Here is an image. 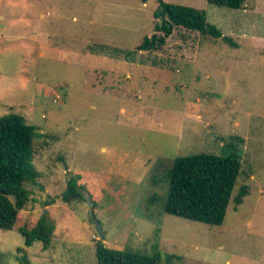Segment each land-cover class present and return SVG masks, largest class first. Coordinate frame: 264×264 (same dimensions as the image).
<instances>
[{
	"label": "rangeland",
	"instance_id": "1",
	"mask_svg": "<svg viewBox=\"0 0 264 264\" xmlns=\"http://www.w3.org/2000/svg\"><path fill=\"white\" fill-rule=\"evenodd\" d=\"M164 1L205 10L237 46L178 27L161 50L135 51L163 21L158 0H0V117L37 127L40 173L16 227L0 229V264H22L21 247L30 264H97L98 240L176 264H264V0ZM236 136L234 194H250L224 223L162 212L175 158L228 152ZM75 173L99 200L104 240L86 200L62 198ZM44 214L51 244L26 246L19 228Z\"/></svg>",
	"mask_w": 264,
	"mask_h": 264
},
{
	"label": "trees",
	"instance_id": "2",
	"mask_svg": "<svg viewBox=\"0 0 264 264\" xmlns=\"http://www.w3.org/2000/svg\"><path fill=\"white\" fill-rule=\"evenodd\" d=\"M208 1L231 8H243L247 0ZM158 2L155 16L163 19L162 25L160 21L157 22L156 32L145 36L135 51L161 50L167 38L178 27L222 38L226 43L237 46L231 36L208 21L205 10L164 0ZM126 55L129 57L130 54ZM38 135L37 127L27 123L18 113L0 117V229L11 230L16 227L20 211L31 198L28 184H38L40 173L34 164V145ZM241 140L239 136L232 138L224 145L228 152L222 154L203 152L176 157L167 169L168 192L161 199V211L213 226L222 225L230 203L233 201L234 209H237L250 194L248 184H242L234 194L243 173L238 144ZM80 180L81 175L78 173L68 180L67 189L62 195L64 201L85 199L83 189L87 188V184ZM89 191L96 208L99 200L93 191ZM54 202L49 200L46 204ZM19 229L25 237L26 246H32L39 240L47 248L51 244L56 225L44 214L33 228L22 226ZM19 250L24 253L22 264H30L25 248ZM96 258L97 264H161L162 261L165 264H176L175 259H178L172 253L164 257L159 250L154 253L140 252L131 247L118 250L99 240L96 243Z\"/></svg>",
	"mask_w": 264,
	"mask_h": 264
},
{
	"label": "water",
	"instance_id": "3",
	"mask_svg": "<svg viewBox=\"0 0 264 264\" xmlns=\"http://www.w3.org/2000/svg\"><path fill=\"white\" fill-rule=\"evenodd\" d=\"M163 9V7L161 8V10ZM161 25H162V21H160ZM83 194H84V198L86 200V203L88 205V211H89V215L91 218V222L95 225V229L97 234L99 235V239L100 240H104L105 239V235L106 232L103 230L100 220L97 219L96 214H95V201L92 197V194L90 193V191L83 189Z\"/></svg>",
	"mask_w": 264,
	"mask_h": 264
}]
</instances>
